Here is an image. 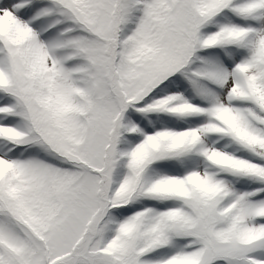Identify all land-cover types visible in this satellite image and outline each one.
<instances>
[{"label": "snow or ice", "instance_id": "obj_1", "mask_svg": "<svg viewBox=\"0 0 264 264\" xmlns=\"http://www.w3.org/2000/svg\"><path fill=\"white\" fill-rule=\"evenodd\" d=\"M0 264H264V0H0Z\"/></svg>", "mask_w": 264, "mask_h": 264}]
</instances>
